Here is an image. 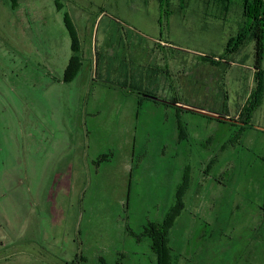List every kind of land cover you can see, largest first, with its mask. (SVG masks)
Instances as JSON below:
<instances>
[{
  "label": "rangeland",
  "instance_id": "1",
  "mask_svg": "<svg viewBox=\"0 0 264 264\" xmlns=\"http://www.w3.org/2000/svg\"><path fill=\"white\" fill-rule=\"evenodd\" d=\"M185 2L180 10L170 0L168 15L159 0H58L60 9L55 0H0V264H157L143 232L163 221L185 174L173 264H264V95L251 110L259 129L243 134L215 117L253 106L254 43L225 51L243 23L239 4ZM65 13L83 57L70 83ZM110 40L128 42L109 44L107 59L132 66L137 42L155 103L137 109L92 79L91 60L98 51L102 61ZM95 90L99 112L80 106ZM214 186L216 223L199 209Z\"/></svg>",
  "mask_w": 264,
  "mask_h": 264
},
{
  "label": "trees",
  "instance_id": "2",
  "mask_svg": "<svg viewBox=\"0 0 264 264\" xmlns=\"http://www.w3.org/2000/svg\"><path fill=\"white\" fill-rule=\"evenodd\" d=\"M58 8L64 7L60 5L58 0H55ZM227 9L229 5L239 4L242 8L243 23L240 26L236 35H232L227 42L226 53L238 51L245 42L254 43V69L257 86L254 90L252 97L254 98V103L251 108H247L240 113L237 118L227 117L218 113L215 116L219 120H226L238 123L240 125L241 131L244 132L250 128L251 122V110L259 106L262 102L264 95V0H217ZM160 7L166 14L169 15L170 0H159ZM180 10L184 9L186 2L185 0H180ZM172 12H170L171 14ZM66 25L72 36V56L66 67L63 80L66 83L73 81L78 73L80 72L83 65V57L81 44L78 37L76 28L71 23L70 16L65 13ZM102 53V52H101ZM96 60L98 65V70L96 76L101 78L104 75L102 72V62L106 60L107 55L104 53L102 55V61L99 57V52L96 51ZM208 57V56H206ZM210 58V57H208ZM124 63V61L122 60ZM112 63V62H111ZM123 65V64H122ZM108 75L112 78L114 84L118 85L120 88H128L131 91L137 92L139 90L140 94L146 96L147 99H155L157 95L152 93L151 90H142L138 87L136 75L127 69L119 67L118 70L109 71ZM174 103L178 105L180 101L178 98L174 97ZM188 170H186L187 172ZM189 177L185 174L183 181L181 182L178 191L176 202L171 206L168 213L164 217L163 221L160 223L150 222L143 232V235L149 237L151 241V248L156 255L157 264H173L172 249L169 245V235L171 229L173 228L177 217L180 215L181 211L184 209V196L186 190L189 187Z\"/></svg>",
  "mask_w": 264,
  "mask_h": 264
},
{
  "label": "crops",
  "instance_id": "3",
  "mask_svg": "<svg viewBox=\"0 0 264 264\" xmlns=\"http://www.w3.org/2000/svg\"><path fill=\"white\" fill-rule=\"evenodd\" d=\"M52 17V16H51ZM53 18V17H52ZM50 23H51V21H50ZM122 39V38H121ZM127 42H128V40H126ZM132 41V40H131ZM111 40L109 41V43H107L106 44V49H105V51H104V53H106V55L108 54V52H109V48H108V45L109 44H113V47H116V45H124V44H127V42H122V43H115V42H111ZM124 43V44H123ZM133 43H134V45H135V47L134 48H132L131 49V51H132V53H133V56L135 57H133V60H134V63H133V66L132 65H129V64H131L130 62L129 63H127L125 60H123L124 61V63L121 61V62H119V63H111L110 62V60L109 59H107L106 58V60L105 61H103L102 62V72L104 73V75H101V78H99L98 76H96V74H92V79L93 78H96V79H101V87L102 88H108V89H111V90H115V91H119V92H121L122 93V95H124L125 97H127V98H130V99H133V100H135L136 101V106H137V109L138 108H140V106L143 104V103H146L147 101H149V102H152V103H155V101H153V99H147V100H143V99H139L140 98V96H141V94H140V92L138 91V92H135V91H131L130 89H128V88H120L118 85H116V84H114L113 83V81H111V77L108 75V73H109V71H111V70H118V68L119 67H125L127 70H129L130 72H136V79H137V84H138V87L140 88V89H142V90H149V89H147V88H150V83L151 82H153V81H156V80H152V79H150V77H149V75H150V72H146L147 70H150V68H148V67H145L144 66V62H143V59H141L140 61H138L137 62V42L135 43L134 41H133ZM132 43V44H133ZM129 47H131V46H129ZM92 50V49H91ZM124 50H126V48H123V51ZM138 50H140V49H138ZM93 51V50H92ZM142 53H143V51H142ZM93 57V56H92ZM107 57H109V55H107ZM93 60H94V57H93V59L91 60V65H92V71H96L97 72V70H98V63H97V60H95L94 62H93ZM129 60H131V59H129ZM123 64V65H122ZM132 67H134V69H136V70H134V69H132ZM133 70V71H132ZM137 71H139L138 72V76H137ZM151 71V70H150ZM156 73V72H155ZM154 73V74H155ZM154 79H157V78H154ZM144 80L145 81H147V85H140L139 83H143L144 82ZM100 87V88H101ZM92 89H93V85H91V83H89L88 84V86H87V88H86V91H89V92H91L92 91ZM95 93H97L96 92V90H95ZM98 94V93H97ZM89 95V94H88ZM87 95V96H88ZM82 96H84L83 94H82ZM86 96V97H87ZM102 95H97V98L96 99H93V100H91V104H90V98H88L87 100H83L82 102H81V104H80V106H82V107H92V110L91 111H96V112H99L100 110H102V109H99V107H105V102L103 101V99H102V97H101ZM85 97V96H84ZM179 105V104H178ZM139 106V107H138ZM251 128H257V127H255V126H251ZM257 129H259V128H257ZM262 130H264V129H262ZM131 166H132V164H131ZM128 172H132V169H129L128 170ZM253 189V188H252ZM213 190H214V194H213V202H207L208 200H205V199H203V200H201L200 202H199V209H205V208H207L205 211H206V213H205V215L204 216H202V215H200V216H202L203 218H205V220H213L215 223L217 222V213L215 212V210H216V208L218 207V203L220 204V198L221 197H219L218 196V193H219V188H217L216 186H214V188H213ZM210 191H211V189L210 188H208V190H207V193L210 195L211 193H210ZM221 192V191H220ZM126 204H127V208L129 207V204L128 203H126L124 200H123V202H122V206L123 207H125L126 206ZM204 205V206H203ZM201 213V212H200ZM205 223H208V221H205ZM214 223V224H215ZM214 235V234H213ZM205 237H207V234L206 233H204V234H202L201 235V240H202V238H205ZM211 237H212V235H209V237L206 239V241L207 240H211ZM221 238H222V236L220 235V233H219V236H218V238L216 239L217 241H219L220 242V240H221ZM247 239V238H246ZM220 245V243L216 246L215 244H214V250L212 251V254H210L209 255V260L211 261V257H213V253H214V255H216V249L219 251V253L221 252V248L220 247H218ZM202 248H200V250H201ZM206 250L205 249H202L201 250V253L202 254H205L206 255ZM205 262H202V264H204ZM198 264H199V262H198ZM212 264H216L215 263V261L214 262H212Z\"/></svg>",
  "mask_w": 264,
  "mask_h": 264
},
{
  "label": "flooded vegetation",
  "instance_id": "4",
  "mask_svg": "<svg viewBox=\"0 0 264 264\" xmlns=\"http://www.w3.org/2000/svg\"><path fill=\"white\" fill-rule=\"evenodd\" d=\"M253 125V124H252ZM254 126V125H253Z\"/></svg>",
  "mask_w": 264,
  "mask_h": 264
}]
</instances>
